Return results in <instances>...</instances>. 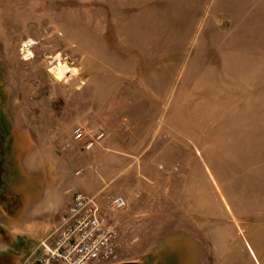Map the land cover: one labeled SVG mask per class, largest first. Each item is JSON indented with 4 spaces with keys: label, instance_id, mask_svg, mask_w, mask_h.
Masks as SVG:
<instances>
[{
    "label": "rangeland",
    "instance_id": "1",
    "mask_svg": "<svg viewBox=\"0 0 264 264\" xmlns=\"http://www.w3.org/2000/svg\"><path fill=\"white\" fill-rule=\"evenodd\" d=\"M0 121L27 132L0 135V264L69 206L33 215V164L66 187L102 140L117 171L88 196L127 202L111 264H264V0H0Z\"/></svg>",
    "mask_w": 264,
    "mask_h": 264
},
{
    "label": "built area",
    "instance_id": "2",
    "mask_svg": "<svg viewBox=\"0 0 264 264\" xmlns=\"http://www.w3.org/2000/svg\"><path fill=\"white\" fill-rule=\"evenodd\" d=\"M73 138L82 141L84 132L76 129ZM98 200V196L75 193L57 223L19 264H111L117 233L109 213L123 211L127 202L107 195L102 198L103 208Z\"/></svg>",
    "mask_w": 264,
    "mask_h": 264
},
{
    "label": "crops",
    "instance_id": "3",
    "mask_svg": "<svg viewBox=\"0 0 264 264\" xmlns=\"http://www.w3.org/2000/svg\"><path fill=\"white\" fill-rule=\"evenodd\" d=\"M10 129L13 130L12 134L13 133H15L16 135L18 134L22 136L23 140L25 141L27 140L24 137L25 135H27V132L25 130L14 125H11ZM54 135L55 134H51L50 141L48 140L47 142V145L52 144L51 151L55 149V144H56ZM80 142L81 141H76L73 138V140L71 141V146L78 145ZM33 144L34 142H32L31 148L34 147ZM38 144L39 142H36L35 147L38 149V155H39V150H43V147H41L40 145L38 146ZM97 145H98L97 149L94 151V154L91 155L92 157H89V159L85 158L84 154H82L81 157L74 156L70 164H72L76 172L73 175L72 172H70L69 170L65 171L67 173L69 171L68 174L69 175L71 174V176L73 177V179L71 178L70 180V184H68V186L66 187H64V184L62 183H60V185L58 186V183L54 178V172H55L54 165H50L48 167L47 165L44 164V160H42L41 162L36 161L35 162L36 164L35 165L33 164V167H35L38 164L37 168L40 167L47 178L45 184H43V193L41 194L40 198L36 201L35 205L33 206L34 208L33 215L38 216L44 214H52L58 211L61 207L63 208L69 205L71 203L73 195L64 197L63 195L64 193H62L64 191L70 190V191H74V193L75 191H78V193L88 195V194H93L90 193L91 190L99 191L103 188V186L107 185V183L111 179L109 177V173L113 177L112 174L114 171H117V165L113 164V157L107 153L109 151L107 142L105 140H102L99 143H97ZM49 149L50 148H47V151H49ZM53 159L52 162L54 163ZM32 161H34V159H32ZM27 164H28L27 165L28 168L29 166L32 167V165L29 164L28 162ZM59 191L62 192L59 193ZM29 224L31 223H28L29 227H27L26 229V234H32L34 230V227H32ZM10 235L17 238L18 235H23V232H20L18 228L14 227V230L10 231Z\"/></svg>",
    "mask_w": 264,
    "mask_h": 264
},
{
    "label": "flooded vegetation",
    "instance_id": "4",
    "mask_svg": "<svg viewBox=\"0 0 264 264\" xmlns=\"http://www.w3.org/2000/svg\"><path fill=\"white\" fill-rule=\"evenodd\" d=\"M11 129H10V131L6 134V128H5V124H3L1 121H0V135L2 136H5L6 138H7V136H9V135H12V133H11ZM11 133V134H10ZM22 136H20V135H18L17 134V136H16V143H17V147H18V143H21L22 142ZM23 143H21V145H22ZM20 146V145H19ZM14 156V160H15V154L13 155ZM14 160H12V158H10L9 157V159H8V161H9V163L7 164L8 165V167H9V169H8V171H10V173H11V171H15V169H16V167H15V164H14ZM17 160V159H16ZM10 165H11V167H10ZM16 174V173H15ZM26 196V195H25ZM21 261H18V263L17 264H19Z\"/></svg>",
    "mask_w": 264,
    "mask_h": 264
},
{
    "label": "water",
    "instance_id": "5",
    "mask_svg": "<svg viewBox=\"0 0 264 264\" xmlns=\"http://www.w3.org/2000/svg\"><path fill=\"white\" fill-rule=\"evenodd\" d=\"M150 256H147L142 262H128V263H121V264H156V263H150L148 258Z\"/></svg>",
    "mask_w": 264,
    "mask_h": 264
},
{
    "label": "bare ground",
    "instance_id": "6",
    "mask_svg": "<svg viewBox=\"0 0 264 264\" xmlns=\"http://www.w3.org/2000/svg\"><path fill=\"white\" fill-rule=\"evenodd\" d=\"M56 74H58V76H60V77H65L66 76V74H65L63 69H57Z\"/></svg>",
    "mask_w": 264,
    "mask_h": 264
}]
</instances>
